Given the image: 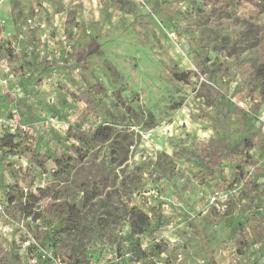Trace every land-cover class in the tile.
<instances>
[{"label": "rangeland", "instance_id": "1", "mask_svg": "<svg viewBox=\"0 0 264 264\" xmlns=\"http://www.w3.org/2000/svg\"><path fill=\"white\" fill-rule=\"evenodd\" d=\"M79 2L0 0V58L38 84L0 114L52 120L0 153V264H264V12L252 37L246 0Z\"/></svg>", "mask_w": 264, "mask_h": 264}, {"label": "built area", "instance_id": "2", "mask_svg": "<svg viewBox=\"0 0 264 264\" xmlns=\"http://www.w3.org/2000/svg\"><path fill=\"white\" fill-rule=\"evenodd\" d=\"M64 39L65 37L62 36ZM11 61L7 57L0 58V95L9 97L12 101H16L18 98H25L27 96L36 95L38 93V84L35 82L28 85L25 84L24 73L19 69L16 70L11 66ZM26 88L31 89L32 94L26 91ZM12 116L4 117L0 114V138L4 133L9 136H22L29 134L35 136L37 130L42 127L46 128L51 123V119L44 120L41 125L38 124H20L18 122L17 115L14 110L10 112ZM264 124V119L262 118ZM1 153V150H0ZM218 195V196H217ZM229 193H220L209 195V203L216 207V210L220 212L225 211V202L229 197ZM56 264H69L68 262L56 259ZM97 264H104L103 262Z\"/></svg>", "mask_w": 264, "mask_h": 264}, {"label": "trees", "instance_id": "3", "mask_svg": "<svg viewBox=\"0 0 264 264\" xmlns=\"http://www.w3.org/2000/svg\"><path fill=\"white\" fill-rule=\"evenodd\" d=\"M247 3H249L248 6L244 7L245 9V16H247L246 20L249 21L247 22L251 28H252V33L253 36L259 35V31L261 30L260 27H258L257 23L254 22L253 19H258L261 17L262 13L264 12V0H246ZM260 45V55L261 57L264 58V40H260L259 42ZM176 79H182L181 75H174ZM255 78H262L264 79V59L262 62L258 64L255 70ZM111 135V130L106 127V126H98L95 128V130L92 132L90 139L91 140H96L100 139L102 141H106L110 138ZM24 135L20 136H9L8 134L4 133L2 137L0 138V150H5L8 151V149L11 148H21L22 143L24 141ZM77 139H80V136H75ZM26 151L32 152V149L28 146H25ZM130 220H131V227L132 231L135 234H142L145 232H148L150 228V222H149V217L148 215L140 210H136L135 208H132L130 210ZM140 258H144L146 254L144 252H140L138 255ZM213 257L210 256L209 259V264L212 263Z\"/></svg>", "mask_w": 264, "mask_h": 264}, {"label": "crops", "instance_id": "4", "mask_svg": "<svg viewBox=\"0 0 264 264\" xmlns=\"http://www.w3.org/2000/svg\"><path fill=\"white\" fill-rule=\"evenodd\" d=\"M81 1H83V0H81ZM85 1V0H84ZM78 4H81V2H79V0H78ZM82 6V5H81ZM42 11H44V10H42ZM59 14H61L60 16H61V19H64L63 18V11L62 12H59ZM39 32L38 33H40V30H38ZM21 37V36H20ZM42 37V36H41ZM52 44H53V42H52ZM25 84L27 85V87H28V85L30 84V83H27V81H25ZM45 85H47V83H45Z\"/></svg>", "mask_w": 264, "mask_h": 264}]
</instances>
